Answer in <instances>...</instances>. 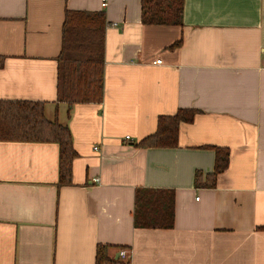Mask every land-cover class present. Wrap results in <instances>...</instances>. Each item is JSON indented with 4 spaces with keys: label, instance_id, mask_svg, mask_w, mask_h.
<instances>
[{
    "label": "crops",
    "instance_id": "1",
    "mask_svg": "<svg viewBox=\"0 0 264 264\" xmlns=\"http://www.w3.org/2000/svg\"><path fill=\"white\" fill-rule=\"evenodd\" d=\"M103 1L0 0V100L44 103L78 153L59 187L58 144L0 141V264H96L99 245L121 263L127 250L133 264H264V0H185L182 26L145 25L142 0ZM67 11L108 24L103 100L70 109ZM185 108L199 113L174 148L139 146ZM217 149L228 168L197 186ZM139 189L174 190L173 229L135 228Z\"/></svg>",
    "mask_w": 264,
    "mask_h": 264
},
{
    "label": "trees",
    "instance_id": "2",
    "mask_svg": "<svg viewBox=\"0 0 264 264\" xmlns=\"http://www.w3.org/2000/svg\"><path fill=\"white\" fill-rule=\"evenodd\" d=\"M185 0H142L145 25L182 26ZM106 13L67 11L63 26L62 50L58 58V101L69 109L76 104L100 103L104 96ZM5 59L0 57V69ZM196 109H180L161 116L156 133L144 138L143 148H174L182 124L193 122ZM0 141L55 143L60 149L59 184L73 183V163L78 157L68 125L49 120L45 104L0 100ZM230 162L227 149L216 150L214 172L205 182L197 173L195 184L214 188L217 178ZM175 225V192L172 189H139L135 197L134 226L137 229L170 230ZM109 246L99 245L96 264H126L112 259Z\"/></svg>",
    "mask_w": 264,
    "mask_h": 264
},
{
    "label": "built area",
    "instance_id": "3",
    "mask_svg": "<svg viewBox=\"0 0 264 264\" xmlns=\"http://www.w3.org/2000/svg\"><path fill=\"white\" fill-rule=\"evenodd\" d=\"M103 6L106 7L107 6V1H103ZM162 61L161 60H157L155 62V65H161ZM127 139H129V137H127ZM98 149V148H96ZM97 182L99 181V179L96 180ZM129 252L127 250H122L120 251V258L126 263V264H133V262L129 259Z\"/></svg>",
    "mask_w": 264,
    "mask_h": 264
}]
</instances>
